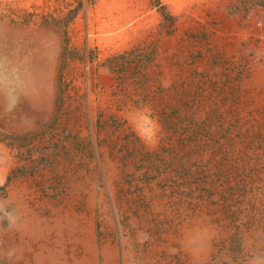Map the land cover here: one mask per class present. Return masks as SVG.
<instances>
[{"label":"rangeland","instance_id":"obj_1","mask_svg":"<svg viewBox=\"0 0 264 264\" xmlns=\"http://www.w3.org/2000/svg\"><path fill=\"white\" fill-rule=\"evenodd\" d=\"M4 74L0 264H264V0H0Z\"/></svg>","mask_w":264,"mask_h":264},{"label":"bare ground","instance_id":"obj_2","mask_svg":"<svg viewBox=\"0 0 264 264\" xmlns=\"http://www.w3.org/2000/svg\"><path fill=\"white\" fill-rule=\"evenodd\" d=\"M33 71L34 70L29 74V78L32 79V81H34L36 77ZM8 81L6 74L0 76V120L15 116L19 118L21 115H26L30 110L32 111L37 101V95L33 92L24 93L23 88L18 85L16 91V89H13L15 84L11 87L10 85L12 84Z\"/></svg>","mask_w":264,"mask_h":264},{"label":"clouds","instance_id":"obj_3","mask_svg":"<svg viewBox=\"0 0 264 264\" xmlns=\"http://www.w3.org/2000/svg\"><path fill=\"white\" fill-rule=\"evenodd\" d=\"M155 131V130H154Z\"/></svg>","mask_w":264,"mask_h":264}]
</instances>
